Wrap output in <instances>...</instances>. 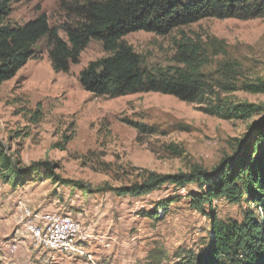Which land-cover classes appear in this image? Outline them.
<instances>
[{"label":"rangeland","instance_id":"1","mask_svg":"<svg viewBox=\"0 0 264 264\" xmlns=\"http://www.w3.org/2000/svg\"><path fill=\"white\" fill-rule=\"evenodd\" d=\"M60 2L13 0L8 20L22 24L45 13L58 26L66 16ZM124 40L148 69L173 65L177 43L186 41L206 50L205 74L235 61L242 79L264 81V18H204L166 35L136 31ZM104 56L92 40L67 73L55 72L41 40L35 56L0 85V144L27 170L17 186L0 178V264H196L208 251L210 215L241 219L246 203L223 197L195 209L187 196L201 193L195 183L163 184L141 196L115 195L107 187L141 182L149 172L215 170L250 138L264 111L222 119L157 92L95 96L81 88L78 74ZM223 95L264 106V93ZM132 122L151 130L139 134ZM45 213L80 222L78 253L33 247L24 223Z\"/></svg>","mask_w":264,"mask_h":264},{"label":"trees","instance_id":"2","mask_svg":"<svg viewBox=\"0 0 264 264\" xmlns=\"http://www.w3.org/2000/svg\"><path fill=\"white\" fill-rule=\"evenodd\" d=\"M12 2L0 0V85L35 56V46L41 40L48 46L52 69L63 73L79 62L81 52L95 40L106 56L89 62L78 74L81 88L95 96L157 92L194 103L202 112L222 119H247L264 111V106L234 102L223 95L236 90L264 93V81L242 79L235 61L207 75L202 71L209 62L206 50L180 41L173 65L148 69L124 40L136 31L166 35L204 18H264V0H61L66 16L58 26H50L45 13L22 24L9 22ZM129 124L139 134L151 130L138 122ZM19 166L0 144V178L13 186L22 184L27 170ZM193 183L201 192L187 193L195 209L202 210L204 202L211 207L219 197L231 204L246 203L240 220L224 221L210 215L208 251L196 264H264V114L253 124L250 138L242 139L239 149L215 170L149 172L141 182L107 188L119 196H141L163 184L185 188Z\"/></svg>","mask_w":264,"mask_h":264},{"label":"bare ground","instance_id":"3","mask_svg":"<svg viewBox=\"0 0 264 264\" xmlns=\"http://www.w3.org/2000/svg\"><path fill=\"white\" fill-rule=\"evenodd\" d=\"M54 220H64L67 224H72L76 227L77 230H66L63 232L55 225ZM79 223L70 216L57 213L36 214L25 221L24 232L35 248L44 247L49 250L74 254L80 250L79 246H77L81 232Z\"/></svg>","mask_w":264,"mask_h":264},{"label":"built area","instance_id":"4","mask_svg":"<svg viewBox=\"0 0 264 264\" xmlns=\"http://www.w3.org/2000/svg\"><path fill=\"white\" fill-rule=\"evenodd\" d=\"M55 225H57L60 230H62L63 232H65L66 230H77L76 227H74L72 224H67L66 221L64 220H54ZM34 229V227H33ZM35 231V229H34ZM15 247V246H13Z\"/></svg>","mask_w":264,"mask_h":264}]
</instances>
